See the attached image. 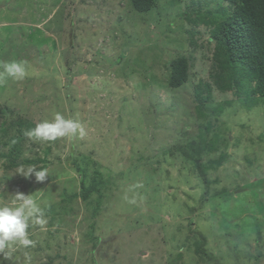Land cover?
Wrapping results in <instances>:
<instances>
[{
  "label": "rangeland",
  "instance_id": "rangeland-1",
  "mask_svg": "<svg viewBox=\"0 0 264 264\" xmlns=\"http://www.w3.org/2000/svg\"><path fill=\"white\" fill-rule=\"evenodd\" d=\"M215 9L212 0H157L146 13L130 0H0V65L28 70L0 81V206L16 191L39 193L47 219L28 229L34 246L13 245L0 264H264V101L220 89L199 20ZM177 55L189 58V77L170 88ZM205 83L198 108L194 89ZM57 113L85 135L24 134ZM18 129L20 164L10 165ZM29 166L46 169L45 180L16 173ZM76 166L87 182L105 181L96 210V192L78 196Z\"/></svg>",
  "mask_w": 264,
  "mask_h": 264
},
{
  "label": "trees",
  "instance_id": "trees-1",
  "mask_svg": "<svg viewBox=\"0 0 264 264\" xmlns=\"http://www.w3.org/2000/svg\"><path fill=\"white\" fill-rule=\"evenodd\" d=\"M157 0H130L132 8L140 13L151 10ZM216 3L214 11H207L210 19H200L209 27L211 40L214 42V58L219 72L216 77L221 80L220 89H231L235 97L241 94L255 103L258 99L264 101V0H212ZM198 4H200L198 2ZM194 5V3H193ZM197 5V4H196ZM199 6V5H198ZM200 10V7L196 11ZM186 11V10H185ZM192 11V10H189ZM187 12V11H186ZM191 19L190 12L184 15ZM190 21H193L191 19ZM170 73L167 84L170 88H177L184 84L189 77V58L185 55H177L169 61ZM200 87H205L206 96H202ZM194 89V96L198 108H204L206 100L210 96V85L205 83ZM24 121V120H23ZM17 120L16 125L23 124ZM24 125L28 128L24 121ZM22 132L18 129L17 135L10 144L5 155L10 165H19L18 156L21 154L20 142ZM32 160L25 163H31ZM193 166L205 176V169L199 158L192 159ZM80 172L78 196L84 200L93 193H97L96 209L101 203L102 193L100 189L106 184L103 179L86 180V172L81 166H76ZM197 250L203 253L201 246Z\"/></svg>",
  "mask_w": 264,
  "mask_h": 264
},
{
  "label": "clouds",
  "instance_id": "clouds-1",
  "mask_svg": "<svg viewBox=\"0 0 264 264\" xmlns=\"http://www.w3.org/2000/svg\"><path fill=\"white\" fill-rule=\"evenodd\" d=\"M0 81L6 78L23 80L28 74L26 62L10 61L0 65ZM28 138L36 141H55L57 138H67L69 141L85 135L84 127L76 120L65 118L57 113L54 119L44 120L34 128L24 133ZM16 173L24 178L35 177L37 182H43L48 175L46 169L37 170L35 167H21ZM39 193L25 194L21 191L13 193L10 205L0 206V256L11 259L13 245L23 248L34 246L35 242L29 238L28 229L31 225L44 226L47 219L38 203Z\"/></svg>",
  "mask_w": 264,
  "mask_h": 264
}]
</instances>
